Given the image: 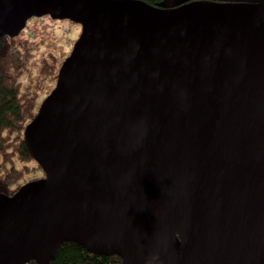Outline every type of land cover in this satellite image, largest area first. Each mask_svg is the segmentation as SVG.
Listing matches in <instances>:
<instances>
[{"label": "water", "instance_id": "1", "mask_svg": "<svg viewBox=\"0 0 264 264\" xmlns=\"http://www.w3.org/2000/svg\"><path fill=\"white\" fill-rule=\"evenodd\" d=\"M43 16L81 32L25 128L45 176L0 194V264H264V0H0V36Z\"/></svg>", "mask_w": 264, "mask_h": 264}, {"label": "trees", "instance_id": "2", "mask_svg": "<svg viewBox=\"0 0 264 264\" xmlns=\"http://www.w3.org/2000/svg\"><path fill=\"white\" fill-rule=\"evenodd\" d=\"M142 1L156 6L162 0ZM191 1L193 0H187ZM21 32L16 37L0 36V194L6 196L14 195L22 186L41 180L45 176L32 156L24 132L40 107L37 98L42 89L41 83H49V91L52 90L62 60L68 56L62 52L55 54L56 57L49 55L51 63L43 60L40 77L33 92L30 91L20 81L32 54V49L28 47L31 43L21 36ZM27 264L38 263L29 261ZM45 264L123 263L116 255H95L75 243L65 242L57 247L53 258Z\"/></svg>", "mask_w": 264, "mask_h": 264}, {"label": "rangeland", "instance_id": "3", "mask_svg": "<svg viewBox=\"0 0 264 264\" xmlns=\"http://www.w3.org/2000/svg\"><path fill=\"white\" fill-rule=\"evenodd\" d=\"M216 3L224 4L228 2L216 1ZM80 32V25L70 20H52L47 16L29 19L21 32V36L31 43L28 47L32 49L30 51L32 53L31 57L26 63V71L20 77L23 86L25 88L28 87L33 92L36 82L40 77L42 61L45 60L46 63H51L49 55L56 57L57 54L62 52L69 55ZM40 86L42 89L38 93V107L52 91H49V83L43 82Z\"/></svg>", "mask_w": 264, "mask_h": 264}, {"label": "flooded vegetation", "instance_id": "4", "mask_svg": "<svg viewBox=\"0 0 264 264\" xmlns=\"http://www.w3.org/2000/svg\"><path fill=\"white\" fill-rule=\"evenodd\" d=\"M27 24V23H26Z\"/></svg>", "mask_w": 264, "mask_h": 264}]
</instances>
